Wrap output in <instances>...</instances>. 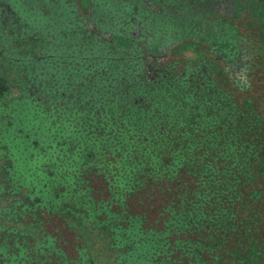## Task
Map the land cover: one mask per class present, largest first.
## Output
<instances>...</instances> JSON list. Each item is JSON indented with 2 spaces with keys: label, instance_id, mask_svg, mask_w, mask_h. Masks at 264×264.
<instances>
[{
  "label": "trees",
  "instance_id": "obj_1",
  "mask_svg": "<svg viewBox=\"0 0 264 264\" xmlns=\"http://www.w3.org/2000/svg\"><path fill=\"white\" fill-rule=\"evenodd\" d=\"M60 5L0 41V264H97L74 224L111 264H264V4Z\"/></svg>",
  "mask_w": 264,
  "mask_h": 264
},
{
  "label": "rangeland",
  "instance_id": "obj_2",
  "mask_svg": "<svg viewBox=\"0 0 264 264\" xmlns=\"http://www.w3.org/2000/svg\"><path fill=\"white\" fill-rule=\"evenodd\" d=\"M19 1L22 4L25 2L23 0H19ZM65 1L68 4H70V5L71 4H75L78 7H80L81 9H87L90 0H75V2H74V0H65ZM46 5H49V3L47 4L46 1H43L41 3V2H38V1L36 2L34 0H27L22 6H23V8H25L27 10V12H30V13H34V12L35 13H38V12H36L37 10L35 11V8H36L35 6L42 7V8H44V10H46ZM0 32H3L4 33L3 35L0 34L1 37L4 36L6 40L7 39L11 40L13 42V44H14V42H17V40H18L17 37L21 35V34H18L17 37L16 36H13V39H11V34L8 31L6 32V30L4 31L2 27H0ZM22 32H23V37L26 34H29L31 36V33L29 31H25L24 32L22 30L21 33ZM184 50H185V48H180L179 47L178 50L173 55V58L174 59L181 60V62L183 64L186 63V61H187L186 60V56L183 54ZM184 56H185V58H184ZM19 115L20 116H18V117H20L23 120V125L20 126L19 128L22 129L23 132H30L31 129L33 128L32 124L30 122L31 117H32V114H29L27 112L26 113L25 112H22ZM40 122H41V119H36V123L35 124H36L37 127L40 125ZM6 142H7V145L9 146L10 145V142H11V138H10L9 135H6ZM15 145L16 144H14V145L12 144V145H10V147H14L15 148ZM15 150H16V148H15ZM82 153L83 154L85 153V155H86L87 154V151L86 150L85 151L83 150ZM82 158H83V155H82ZM17 167H18V169H19L20 172L25 171V167L20 166V165L17 166ZM29 184L30 185H33L34 183H33V181H31V182H29ZM19 197H21V196H19ZM9 200L10 201H13V198H9ZM72 227L76 231L79 228L78 231L81 234V236H83L84 243L88 247L89 254L92 256V258H93V260H94L95 263H97V264H111L112 263V257L114 255L110 251L109 240L106 238V236L104 234H101L98 231H93L92 233H90V232H88L86 230L84 231L85 228L84 229L80 228L78 226V224L77 225L74 224V225H72ZM72 249H73V247H72ZM70 251H74V249L73 250H70Z\"/></svg>",
  "mask_w": 264,
  "mask_h": 264
},
{
  "label": "flooded vegetation",
  "instance_id": "obj_3",
  "mask_svg": "<svg viewBox=\"0 0 264 264\" xmlns=\"http://www.w3.org/2000/svg\"><path fill=\"white\" fill-rule=\"evenodd\" d=\"M27 1V0H23ZM38 2L46 1L47 4L46 8H55L60 7L62 2H67L65 0H34ZM75 1V0H74ZM24 2V3H25ZM23 3V4H24ZM34 3V2H33ZM260 3L264 4V0H260ZM19 0H0V27L3 28V30L6 32L8 31L11 35L18 33L20 30L26 29L31 22H34L33 15L34 13L27 12L25 8H23V5ZM60 5V6H59ZM35 11L40 12L42 7L35 6ZM62 7V6H61ZM32 16V17H31ZM32 19L30 23H26L27 20ZM15 31V32H14ZM1 35H3V32H0ZM0 35V41L1 43H4L1 40Z\"/></svg>",
  "mask_w": 264,
  "mask_h": 264
}]
</instances>
